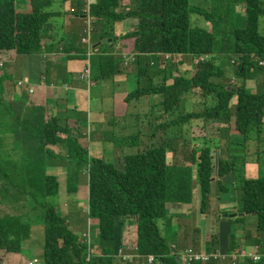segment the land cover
I'll return each instance as SVG.
<instances>
[{"label": "trees", "instance_id": "obj_1", "mask_svg": "<svg viewBox=\"0 0 264 264\" xmlns=\"http://www.w3.org/2000/svg\"><path fill=\"white\" fill-rule=\"evenodd\" d=\"M18 1L0 0V54L39 55L43 53V39L60 42L57 36L55 39L52 35L51 28L59 12L48 10L45 6L55 0H24V7H20ZM73 1L77 9L71 7L72 13L84 15L88 12L95 23L103 24L100 25L102 29H99L98 42L107 39L116 42V22L136 20V29L120 38L131 39L136 60L137 87L126 94L124 101L131 105L148 99L151 110L148 114H138V111L136 115L128 113V118L133 119L132 134L128 132L130 123L127 117H113L108 122L105 132L108 148H137L135 154L122 153L118 157L121 161L119 165L112 159L91 156L92 152L83 148L76 137L68 133V129L58 124L56 118L46 120L41 108L37 107V111L26 108L22 100L7 101L1 92V140L15 143L19 153L26 145L29 152L21 158L16 150H9L18 157L22 167H16L17 175L13 178L6 175L7 169L0 165V205L5 202L3 204L7 206L18 197L28 212L24 214L16 208L7 211L0 208V252L19 253L23 243L31 239L33 225H37L43 233L40 264H112L111 259L114 258L110 257L120 248L118 242L115 247L116 223L128 219L137 228L136 248L139 255H151L157 259L156 262L164 264H180L161 234L162 223L157 222L166 216L169 203L185 204L191 200V187L195 184L192 181L193 170L190 167L169 168L168 152L174 149L176 140L181 143L187 131L184 126H191L193 121L202 122L201 126H191L193 141L198 142L199 148L194 147L189 152L187 162L195 167L196 183L201 194L200 211H206L216 168L219 178L233 173L239 194L237 212L257 218L256 234L245 242L264 250V177L248 179L244 175L248 159L244 155L233 154L228 160H219L215 167L212 149L219 146L211 145L215 138L203 135L209 123L210 126L229 124L232 133L243 136L246 144L252 132L258 134L262 130L264 91L249 92L246 81L264 71V66L258 65V61L264 62V28L261 26L264 0H234L235 5L244 6V25H232L223 36L219 35L216 27L215 7L210 13L190 5L189 0H87L88 4L86 0ZM191 14L201 15L204 20L213 22L211 29L193 27ZM48 32L51 34L47 35ZM50 46L53 44L50 43ZM87 53L82 48L76 51L77 55L69 57L71 60H86ZM163 54L206 57L202 62L193 64V76H182L175 64L162 62ZM98 61L101 68L94 75L96 81L116 75L122 64L121 60L107 54H102ZM260 86L264 87V77ZM187 95L193 96L202 110L185 107L183 98ZM233 97H236V103L232 107ZM57 144H63L66 150L65 157L59 156L58 165L66 166L67 192H77L79 177L87 175V215L98 221L99 240L104 244L100 256L92 257L88 263L86 244L80 242L68 228L64 217L56 209L58 206L49 202L50 197L58 194L59 184L57 175L47 171V160L54 158L48 147ZM257 153L264 154V151ZM234 158L235 163L227 165ZM255 162H260V159ZM11 179L16 180L8 183L7 180ZM3 189L12 190L11 197L2 193ZM185 194L190 196L184 198ZM4 199L10 200L6 202ZM36 211L40 212L39 219L37 223H32L30 216ZM41 220L42 226L39 223ZM242 220L235 218L232 222L238 225ZM209 237L207 249L215 251L218 236ZM239 241L235 229L228 242L230 253L240 246ZM210 264L216 262L210 261ZM245 264L262 262L247 261Z\"/></svg>", "mask_w": 264, "mask_h": 264}, {"label": "crops", "instance_id": "obj_2", "mask_svg": "<svg viewBox=\"0 0 264 264\" xmlns=\"http://www.w3.org/2000/svg\"><path fill=\"white\" fill-rule=\"evenodd\" d=\"M73 0H55L54 3H59L61 5H65L66 11L64 12V18L69 19L67 25L61 26L58 29V33H55L58 39H60V45L57 47V51L54 50V47L50 46L51 41L46 38L43 39V53L39 55H13L9 52H2L0 54V94L4 95L7 101L11 99H16V101H24L26 108H41L44 111V118L46 120L51 118H56L59 125L62 127L64 125L69 128L72 125L78 123H82L83 119H87L88 115L81 112L83 106L86 104L87 108L85 109L90 116L88 122V130L86 133L78 135L71 134L76 137V139L81 138L82 140L90 139L88 146H90V150L92 145L96 143H101L102 147L106 142L105 132L108 130V122L113 117H123L127 116L128 112H132L133 110L138 108V111H147L144 107L146 104L148 106V111H150L149 100L143 101V109L141 107V102H134L131 105H128L124 98L126 94L120 95V99L112 98V103L108 106V111H103L104 104V87L105 82H109L115 85V87L120 92L130 93L137 87V78L135 76L136 73V65L130 64V67L119 65L118 72L114 77L104 80H95L94 75L96 72H92V76H90L89 83L80 79V74L83 69L88 64V58L93 53H90L86 60H71L70 55H77L76 51L79 52L82 50V45H80V41L77 35L74 36L76 30L80 27V20L84 19V15H80L78 13H72L70 8L73 7L75 10L77 7L74 5ZM54 3L46 4L48 10H55L52 8ZM18 4L20 7H24L25 1L19 0ZM73 4V5H72ZM70 10V12H69ZM58 12V11H56ZM243 12V10L241 11ZM244 13V12H243ZM79 15V16H78ZM60 16V13L57 17ZM56 17V18H57ZM55 18V19H56ZM54 19V21H55ZM53 21V23H54ZM134 20L128 19L127 21L116 22L114 33L118 38H122V34L126 31L130 30V27L134 24ZM137 24V23H136ZM70 26V27H69ZM78 27V28H77ZM125 30L122 32V29ZM57 28H55L56 30ZM211 29V26H210ZM130 33V32H128ZM51 34L50 32L47 33ZM82 32L80 33V36ZM124 35V34H123ZM79 36V37H80ZM97 40V39H96ZM108 43V42H106ZM110 44V43H109ZM64 47L65 50L60 54V48ZM74 49V51H72ZM100 54H94L95 57L98 58L102 54H107L113 57H117L123 61L124 56H128V54H132L134 52L133 42L132 41H119L114 47L110 44L109 46L101 47ZM65 52V53H64ZM227 56L226 54H223ZM114 58V57H113ZM115 59V58H114ZM93 66V64L89 63ZM124 64V63H122ZM176 64H181L184 68L179 71V65L177 67L179 73L183 76H193V57L191 56H183L179 55ZM177 66V65H176ZM64 67L67 76H59L56 71L61 70ZM50 68V72L48 69ZM55 70V74L51 72L52 69ZM263 78L262 74L255 75L252 79L246 81V89L251 93H259L260 91H264V87L260 86V81ZM22 82V86H18V82ZM29 87V89H28ZM29 90V92H28ZM29 93V94H28ZM190 95V94H189ZM118 96V95H117ZM185 107H191V104L196 102L193 96H184ZM148 102V103H147ZM233 102V103H232ZM93 103H97L99 106L94 107ZM236 103V97H233L231 100L232 107ZM132 111H131V110ZM37 111V109H36ZM115 111L113 116H108L107 114ZM73 112L74 114H71ZM149 113V112H148ZM146 113V114H148ZM135 114V113H134ZM75 115L80 117L76 118ZM100 115V117H98ZM98 117V118H97ZM262 129L264 128V117L262 119ZM68 129L67 127H65ZM72 130V128H70ZM69 130V129H68ZM262 130L258 134L261 133ZM69 133V132H68ZM133 133V132H132ZM130 133V134H132ZM208 135L215 138L216 142H230L236 137V141L238 145H245L244 137L243 140L238 138L240 134L232 133L231 125H214L208 128L206 131ZM128 135V134H127ZM227 139V140H226ZM174 149L171 150L173 153H181L182 147L175 146ZM219 146V145H218ZM264 143L259 139L257 144V152H261L264 150ZM108 147V144H107ZM137 152V148L132 147ZM132 148H123L125 150H129L132 152ZM192 149L185 147L184 149V161H179L178 163H172V157L169 158V165L178 168V167H190L193 171L192 181L195 183L194 186L191 187L194 196L191 198L189 203L185 204H174L169 203L167 208V214L163 219L164 224V233L161 229V234L164 236V239L168 242L171 248H174L176 251L189 250L193 252L194 243H197V252H206L209 251L206 244V238L210 233V230L214 226L217 227L218 234V246H216L217 251H223L224 253L229 252V238L234 233L236 229L237 237L239 238L240 246L237 248H244L251 246V243H247L245 241L250 240L249 237H254L256 234L257 227V218L256 223H248L247 220L252 217L251 214L244 213V216H240L241 212H237V204L239 200V194L235 187V176L233 173H230L229 176L218 177L217 168L216 173H213V178L211 181V194L208 198V204L206 207L205 213L200 211L201 208V194H200V186L196 183V172L195 167L187 162L188 157ZM96 153L95 151H91ZM214 154V161L217 167V163L220 159L227 160L230 156L234 154V151L231 153H227L226 155L221 154V148L217 147L212 149ZM92 154V153H90ZM127 154V153H124ZM129 155V154H128ZM237 155V154H235ZM243 155L248 158L247 164H255L258 166V163L255 160H252V157L249 154ZM172 156V155H171ZM56 164V162H54ZM56 170L63 171L65 170V174L57 172L54 169L47 167V171L50 174L57 175V180L59 184L58 194L54 197L57 199V210L62 216L64 214V218L67 213V203L70 204V199H79L80 189L82 187L87 188V175L83 174L79 177L78 190L75 193L67 192V169L65 165H58L55 168ZM53 170V171H52ZM248 170V168H247ZM254 171L252 168L249 169V173ZM258 172V170H257ZM85 176L86 181L82 182V178ZM192 183V182H191ZM193 185V183H192ZM88 199V193L83 192V197ZM188 194H185L184 198H187ZM186 202V201H185ZM61 209L63 214L61 213ZM210 213L212 216H216L214 223L209 226L206 224L207 221H210ZM235 215V216H229ZM174 216H178L179 219L177 222H173L172 218ZM195 218L197 223V231L191 229V224L188 222H184L187 219L190 221ZM235 218H243L242 222L238 223V225L232 222ZM94 221V225L86 224V228L83 231H79L76 229L75 234L80 237L87 231H89V245H91V254L92 255H100L101 249L103 247V243L97 237L96 227L97 221ZM187 223V224H186ZM69 224V223H68ZM118 224L120 227L118 228ZM90 226L88 228L87 226ZM176 225V226H175ZM213 225V226H212ZM236 225V226H235ZM76 225H72L70 227L75 230ZM211 227V228H210ZM36 228H40V226L33 225L31 231V239L24 242L22 245V250L19 253H5L0 252V263L1 264H28L33 260H38L40 263L42 254H43V239H42V231L36 230ZM116 242L115 247L120 246L119 250L122 254L129 255L131 258H136L131 261V263H126L121 261V259L115 254L113 255L114 259L112 260V264H164L163 262H152L149 263L146 257H139L136 252V225L131 223L129 220H122L116 223ZM264 242V238H263ZM211 252V251H210ZM28 253H32V256H28ZM111 264V262H109ZM210 264V263H209ZM217 264V263H216Z\"/></svg>", "mask_w": 264, "mask_h": 264}, {"label": "rangeland", "instance_id": "obj_3", "mask_svg": "<svg viewBox=\"0 0 264 264\" xmlns=\"http://www.w3.org/2000/svg\"><path fill=\"white\" fill-rule=\"evenodd\" d=\"M88 1L86 0V3L87 4H88ZM235 1L234 0H189V3L192 6L202 8L205 11H208L210 13L212 12L213 7H215L216 12L214 14V17H215V22L217 23L216 24V27L219 30V35L220 36H223V33L225 31L228 32V30L231 29V26L232 25H234L235 27H242L244 25V13H242V14L240 13L242 10H244V6H242L243 4L242 5H238V6L235 5ZM121 4H122V2H120V5ZM52 8L55 11H58L60 13V16L55 19L54 24L51 27L53 29L52 35H54L55 33H58L59 32L58 29H60L61 26L67 25L70 20L64 18V16H65L64 15V12L66 11V8H65V5L64 4L61 5L59 3H54L52 5ZM122 8H123V10L126 9L125 7H122ZM124 11H126V10H124ZM69 12H70V10H69ZM127 20L128 19H126V21ZM130 20H134L135 22L132 25V27H130V30L129 31H126L124 33H121L122 34V37L125 34H128V32L134 31L136 29V27H137L136 26L137 25L136 24V20L135 19H130ZM190 22H191V25L193 27H198V28L207 29V30L210 29V26L213 23V22L210 23L209 21L204 20L203 16L198 15V14H191V16H190ZM100 25H101V22H98V23L96 22L95 23L94 18L93 17H90V16L84 17V19L80 20V27L79 28L77 27L78 29L76 30V33L74 34V36L75 35L78 36L79 41H80V45H82L81 48H83V49L86 50L87 48H89L87 46L88 44L89 45H94V44H96L98 42L96 39H98V37H99V35H98V33H100V30L99 29L100 28L102 29V27H100ZM261 26L264 28V20H262ZM54 28H57V29L54 31ZM124 30H125V28L122 29V32ZM81 32H82V35L80 36V33ZM114 36L117 39L116 42H112V39H110L111 40L110 44L113 47L116 44H118L119 41H124V40L131 41V39H126V38L120 39V38H118L115 35V33H114ZM85 38L88 40L87 43L82 42L83 39H85ZM51 43L53 44L52 47H54V50L57 51V47H58V45H60V43L58 41H51ZM101 47H105V46H101V44H100L98 48L100 49ZM60 49H61L60 50V54H62V51H64L65 48L62 47ZM99 49L96 50V51L90 50V53H93L87 59L88 60V68L90 67L89 68L90 76H92V72H96L97 69L99 70L101 68L100 62L99 61L97 62V57L94 56V54H98V53L100 54V50ZM130 55L131 54H128V57H130ZM113 57L115 59L117 58V57H115V55H113ZM178 57L179 56L176 57V61L178 60ZM160 61H161V59H160ZM130 62L127 64V68L130 67ZM166 62H172V64L177 65V67L179 65V71H181V69L184 68L181 64H176L172 60H169V61H166ZM89 63L93 64V66L90 65ZM121 65L122 66H126L125 64H121ZM193 69L195 71V67H193ZM49 70H50V68L48 69V72H50ZM51 72H53L55 74V70L54 69H52ZM56 73L59 76H62V75L67 76L64 67H62L61 70H57ZM261 74L264 77V71H262ZM112 77H114V75ZM109 78H111V77H109ZM109 78H106V79H109ZM28 89H29V87H28ZM122 94H127V92H120V91H118V89L115 87L114 84L109 83V82H105V87H104V95H105V98H104V104H103V111H108V106L111 105L112 98H114V99L116 98L117 100H119L121 98L120 95H122ZM143 101H147V99H142L140 101L141 102L142 109H143ZM133 103H131V104H133ZM197 103L198 102H195L194 105L192 103L190 108L187 107V106L186 107L189 108V109H191V110H195V109L196 110H199V111L202 110L200 103H198V107H195V105H197ZM93 106L94 107H98L99 105L97 103H93ZM144 107L146 108L147 111H144V110L143 111H138V108H137V109H135L133 111L130 109L132 112H128V113L130 115V114H133V112L135 113V112L138 111V114H146V113L149 112L148 111L147 104ZM86 108H87V105L85 104L83 106L81 112L87 114L88 115V118L87 119H83V122L82 123H79V121H78V123L72 125V127H70V128H72V130L68 126H66V125L63 126V127H67L69 129V133L70 134H73V135H76V137L78 135H81V134L86 133L87 130H88V122H89L90 116H89V113L85 110ZM128 113H127V115H128ZM71 114H74V113L71 112ZM114 114H115V111H113L112 113L107 114V115L108 116H113ZM133 115H136V114H133ZM75 117L78 118L80 116L75 115ZM98 117H100V115ZM126 117H127V121L130 123V127L128 126V132L130 134V133H132L133 119H131L130 116H129V118H128V116H126ZM122 118L123 117H119V119H122ZM140 124H139V126H140ZM197 124H199L201 126L202 122H199V121H193V122H191V126L192 127L196 126ZM221 125H223V124H221ZM191 126H184L187 129V131H186V133L183 134V140L181 139V143H180L179 140H176L175 141V143H176L175 146L182 147V152L181 153H177V154L176 153H173L171 150L168 152V157L169 158L172 157V163L175 164V165H176V163H178L181 160L184 161V149H185V147H187V144L186 143H188V148L189 149H193L194 147L199 148V146L197 144L198 142L197 141H193L194 134L191 133L192 132L191 131V129H192ZM208 126L211 127L210 126V123H209ZM261 133L262 134L260 135V134L255 133V131L252 132L251 133L250 140L248 142H246L245 145H238L237 144V141H236V137H234L233 140L230 141V142H221V143H219V142L214 141L211 145L212 146L219 145V147L221 148V154H223V155H226L227 153H231V152L234 151V154H237V155H243V153L246 154V155L249 154V156L252 157V160L260 159V162H258V166L255 165V164H250V163L246 164L245 171H244L245 172L244 175L248 179L264 177V163H263L264 154H262V153H259L258 154L257 153V150H258L257 149L258 140L260 139L264 143V128L262 129V132ZM203 135H208V134L204 132ZM203 135L200 136V138L203 137ZM1 136L2 135H1V132H0V165H2V167H4L5 169H7L6 175L7 174L8 175H11V177L13 178V177H15L17 175L16 173H17L18 170L16 169V167L18 169H22V167H21V165H19V164H21V162L19 160H17L18 157H15L13 154H11L9 150L13 148L14 150H16L17 155H18L19 149L17 148V146H16L15 143L1 140ZM238 138H241L243 140V137L241 135H238ZM89 141H90V139H87V138L85 140H82L81 138H78L77 139V142L83 148H85V149L88 148V150H90V148H89L90 146H88ZM29 143H31V142H29ZM172 144H173V142H172ZM172 144H171V146H172ZM173 147H174V144H173ZM262 147H264V146H262ZM48 148H49V152L54 157L52 159H48L47 160L48 167L50 168V170L51 169L56 170L55 168H56L58 162H60L59 160H61L59 158V156L65 157L66 156V150H65L63 144H57L55 146L50 145ZM213 149H215V148H213ZM91 151H95L96 152V153L92 152V154H90L91 156L96 157V158H103L105 160L112 159L114 162H117L119 165L121 164V161L118 160V157L120 155H122V153L135 154V150L134 149L132 150V152H129V150H125V149H121V148H116L114 146H111L110 148H108L107 147V142H105L104 147H102V144L101 143H96V144L92 145ZM261 151H264V150H261ZM28 152H29V150H28L27 146L25 145L24 149H22L20 151V153H19L18 156H20L21 158H25L26 157L25 155ZM10 159H11V161H10ZM220 160H225V159H220ZM15 161H16V166H15ZM54 162H56V164ZM232 163L233 164L235 163V158L233 160H230V162L227 165H231ZM173 166L174 165H172V166L169 165V160H168V167L171 168ZM247 168H248V170H247ZM251 168L254 171H252L251 173H249V169H251ZM257 170H258V172H257ZM56 171L57 172H60L62 174H65L66 173L65 170H63V171L56 170ZM229 175L230 174L228 173L226 176H229ZM15 180L16 179H11V180H7V181H8V183L10 181H11V183H13V182H15ZM85 181H86V179H85V176H84L82 178V182H85ZM85 183H87V181ZM2 185H4V183H2ZM84 190L87 193V191H86L87 188L86 187H82L80 189L79 199H77V198L76 199H70V204L67 203V206H68L67 213H68V215H66V217L64 218L65 221H66V223L67 224L69 223L68 224V228H70L73 224L76 225L75 230L72 229V232L75 235V237H77L78 239H79V237L75 234L76 229H78L79 231H83L86 228V224H89V225H92V226L94 225V221H91L93 219H90L88 217V215H87L88 202H87L86 196L83 197ZM11 192H12V190H8V189L6 191H5V189L2 190V193H5L6 196H8V197H11V195L13 194ZM190 195H191V198L194 196V193L192 192V190H191ZM4 200L6 202H8L10 199H4ZM49 202L53 206H57V199L56 198L50 197L49 198ZM1 203L2 204L0 205V208L1 209L5 208L6 211L8 209H10V208H16V209H19L24 214H27L28 213L27 212V209L25 208V206L23 208V206L21 205V204H23V201L19 200L18 197H16L14 200H12V202H10L9 204H6L7 206H5L3 204L5 202H1ZM174 204H178V203H174ZM168 209L169 208H167V210ZM39 213H40L39 211H36V212H34V213L31 214L30 217H31V222L32 223H37V221L39 219V216H38ZM61 213L63 214L62 209H61ZM240 214H244V213H240ZM59 215H61V214L59 213ZM63 216H64V214L61 217H63ZM215 217L216 216H212V214L210 213V221H207L206 224L208 226H209V223H210V225L213 224L214 223V220L215 219H218V218H215ZM178 220H182V219H179L178 216H174L172 218V221L173 222H177ZM184 222H188V224H191L192 225L191 226V229L195 230V232L198 234V231H197V223H196L195 218H193L190 221L187 219ZM247 222L248 223H256V216L255 215H252V217L250 219H248ZM39 223L42 226V220ZM161 223H163V220L162 219H160V222H157V224H161ZM89 225L87 226L88 228H90ZM119 227H120V225L118 224V228ZM40 228H36V230H40ZM161 229H162V232L164 233V224L161 225ZM87 232H89V231H87ZM96 233H97V237L99 239L97 227H96ZM215 234L218 236V234H217V227L216 226H214L212 228V230H210V233H209V235L206 238V244H207V246L210 243V237L209 236L210 235H215ZM207 239H208V243H207ZM197 245H198L197 243H194V249H193V252L194 253H196V251L198 250L197 249ZM217 246H218V244H217ZM219 252L221 254L227 256V255H229L230 250H229V252H226V253H224L223 251H219ZM197 253H201V252H197ZM217 253L218 252H216L214 254H217ZM27 255L30 257V256H32V253H28ZM134 259H136V258H134ZM134 259L131 258V257H127L126 263H131V261L134 260ZM212 261H215L217 264H229L228 261H232V259L230 257H225L222 260H217V261L216 260H212ZM209 263L210 262H208V263H198V264H209Z\"/></svg>", "mask_w": 264, "mask_h": 264}, {"label": "built area", "instance_id": "obj_4", "mask_svg": "<svg viewBox=\"0 0 264 264\" xmlns=\"http://www.w3.org/2000/svg\"><path fill=\"white\" fill-rule=\"evenodd\" d=\"M84 43H87L88 40L85 38L83 39ZM206 56H198L194 59V64H198L199 62H202ZM164 58L166 60L170 58H175V56H171L169 54L164 55ZM259 65L263 66V62H259ZM89 68H86L80 78L84 81L89 82ZM19 86H21V83H18ZM217 254H214L216 252L211 253H192L190 251H184L177 254V258L180 262V264H194V263H208L212 260H222L225 257H230L232 261H228L229 264H242L247 261H251L253 263L262 262L264 264V250H261L257 245H253L251 247H244V248H236L234 252L229 253V255L225 256L221 254L219 251H217ZM127 257H123V260H126ZM149 262H153V257L148 258ZM29 264H36V262H30Z\"/></svg>", "mask_w": 264, "mask_h": 264}, {"label": "clouds", "instance_id": "obj_5", "mask_svg": "<svg viewBox=\"0 0 264 264\" xmlns=\"http://www.w3.org/2000/svg\"><path fill=\"white\" fill-rule=\"evenodd\" d=\"M89 16V14H88V12H85L84 13V17H88ZM108 40V39H107ZM111 42V41H110ZM109 42V43H110ZM97 43H101V42H97ZM96 43V44H97ZM109 43H107V44H109ZM106 44V43H105ZM95 45V44H94ZM102 45V44H101ZM89 48H87L86 50L88 51V53H87V57H88V55L90 54V50H94V51H96L97 50V48L99 47H97V48H95V49H93L92 48V46L93 45H87ZM164 55H166V54H163V55H161V58H162V62L163 61H169V60H172L173 62H177L176 61V57L177 56H179L178 54H175V55H171V56H175V58H170V59H168V60H166L165 58H164ZM170 55V54H169ZM198 56H203V55H198ZM198 56H195V57H193V64H194V59L196 58V57H198ZM131 61V62H130ZM135 54H134V52H133V54H131L130 55V57H128V56H124L123 57V61H122V63H124L125 65H127L129 62H130V64H135ZM259 62H262V61H258V65H259ZM264 63V62H263ZM260 67H262L261 65H259ZM264 66V65H263ZM86 68H88V64H86V67L83 69V71L86 69ZM82 71V72H83ZM82 74V73H81ZM81 74H80V76H81ZM89 74H90V71H89ZM81 79V78H80ZM82 80V79H81ZM89 80H90V77H89ZM84 81V80H83ZM85 82H87V81H85ZM19 83V82H18ZM18 83H17V85H18ZM20 83H21V86L23 85L22 84V82L20 81ZM87 83H89V82H87ZM19 86V85H18ZM28 92H29V90H28ZM29 94V93H28ZM93 220H95V219H93ZM125 220H128V219H125ZM97 221V220H96ZM97 225H98V221H97ZM89 232H87V233H85V234H83L82 236H81V239H82V241L80 240V237H79V241L80 242H82L83 244H86V246H87V248H88V255H87V258H86V262L88 263L89 262V260L92 258V257H94V256H100V255H92L91 254V245H89ZM248 247H251V246H248ZM184 251H189V250H182V251H176L174 248H172V252H173V254L175 255V257H176V259L178 260V258H177V254L178 253H180V252H184ZM136 252H137V248H136ZM211 252H214V251H211ZM210 251H206L205 253H211ZM215 252H217V250H215ZM138 254V253H137ZM116 255L121 259V261H123V262H126V260H123V257H131V256H129V255H125V254H122L121 253V251L118 249V251H117V253H116ZM138 256L139 257H143V256H141V255H139L138 254ZM103 257V256H102ZM149 257H153V256H148V257H146V259H148ZM153 259H154V261L153 262H156L157 261V259H155L154 257H153ZM31 262H36V264H40L39 262H38V260H33V261H31ZM159 262H161V261H159ZM178 262H179V260H178ZM149 263H151V262H149ZM180 263V262H179ZM1 264V263H0ZM29 264V263H28ZM242 264H245V263H242Z\"/></svg>", "mask_w": 264, "mask_h": 264}, {"label": "water", "instance_id": "obj_6", "mask_svg": "<svg viewBox=\"0 0 264 264\" xmlns=\"http://www.w3.org/2000/svg\"><path fill=\"white\" fill-rule=\"evenodd\" d=\"M110 41H111L110 39H108V40H103V41H101V43H97V44L93 45L92 48L95 49V48H97L100 44H105L106 42L109 43ZM229 216H235V215H229ZM240 216H244V214H240ZM136 220H137V219H136Z\"/></svg>", "mask_w": 264, "mask_h": 264}, {"label": "bare ground", "instance_id": "obj_7", "mask_svg": "<svg viewBox=\"0 0 264 264\" xmlns=\"http://www.w3.org/2000/svg\"><path fill=\"white\" fill-rule=\"evenodd\" d=\"M90 68V67H89Z\"/></svg>", "mask_w": 264, "mask_h": 264}]
</instances>
